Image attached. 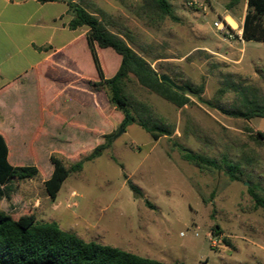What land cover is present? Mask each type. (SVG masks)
I'll return each mask as SVG.
<instances>
[{"label": "rangeland", "instance_id": "1", "mask_svg": "<svg viewBox=\"0 0 264 264\" xmlns=\"http://www.w3.org/2000/svg\"><path fill=\"white\" fill-rule=\"evenodd\" d=\"M78 1L158 75L170 76L179 86L201 89L202 101L189 96L190 103L178 108L130 75L124 90L133 102L136 122L119 135L124 117L102 93L106 123L97 111L92 121L114 138L99 158L71 172L55 195L45 184L54 171L53 167L47 176L49 149L61 147L58 138L67 135L53 139L49 146L25 148L18 135L0 128L11 148V160L39 169L32 179L11 181V195L0 199V211L24 224L54 221L85 242L164 264H264V210L249 191L264 199V118L245 120L222 111L251 104L264 108V43L237 36L247 0L232 9H227L230 0H200L193 6L186 0H170L175 20L161 18L143 0ZM220 20L234 28L231 37L214 26ZM99 58L110 78L120 56L100 49ZM85 67L95 70L91 58L85 59ZM15 101L22 108L24 99ZM148 115L171 135L153 140L138 125ZM23 121L29 127L39 123L37 117ZM106 135L97 146L107 143ZM85 146L86 136L81 143ZM180 147L216 161L221 169L195 166L183 159ZM92 151L50 155L69 170ZM227 165L236 167V180L225 173ZM128 181L140 189L141 199L134 198Z\"/></svg>", "mask_w": 264, "mask_h": 264}, {"label": "trees", "instance_id": "2", "mask_svg": "<svg viewBox=\"0 0 264 264\" xmlns=\"http://www.w3.org/2000/svg\"><path fill=\"white\" fill-rule=\"evenodd\" d=\"M41 2L58 0H39ZM68 5V12L72 16L69 28L76 30L86 26L89 31L86 41L90 50L91 59L95 67L98 81L91 83L95 91H104L109 98V103L123 115L121 129H126L136 122L132 114L133 102L125 94V80L133 75L138 83L150 89L166 101L178 108L190 103V97L201 100V89H191L190 92H179L165 82H161L159 75L150 68L128 43L109 30L104 20L90 12L80 2L62 0ZM161 16V18L176 19L170 0H143ZM241 0H230L227 9L237 6ZM100 16L105 17L103 11ZM242 39L246 42L264 43V0H247V12L242 27ZM111 49L120 56V66L116 74L106 78L97 49ZM230 117L251 120L264 118V108L257 105H247L244 109L233 111L222 110ZM149 112V111H148ZM147 113V111H146ZM138 125L148 132L152 139L157 141L162 136H170L171 131L154 122L152 116L147 119L140 118ZM262 136V134H259ZM114 138L113 134L106 135L107 143L97 146L87 158L74 164L69 170L65 169L62 162L50 155L49 161L54 171L46 187L55 195L62 187L71 172H79L86 161L99 158L109 148V143ZM183 159L193 163L199 168L221 169L216 161L196 154L188 149L179 148ZM236 167L227 165L225 173L231 180H236ZM39 174L35 166H14L9 161V148L3 135L0 134V199L11 195V181L32 179ZM129 182V181H128ZM130 189L135 199H141L140 189L129 182ZM251 196L256 204L264 210V199L258 197L251 189ZM148 204V202H146ZM150 205V204H149ZM0 264H164L158 260L145 258L136 254L123 251L108 245L96 242H85L74 234L60 228L57 222L21 223L0 211Z\"/></svg>", "mask_w": 264, "mask_h": 264}, {"label": "crops", "instance_id": "3", "mask_svg": "<svg viewBox=\"0 0 264 264\" xmlns=\"http://www.w3.org/2000/svg\"><path fill=\"white\" fill-rule=\"evenodd\" d=\"M68 9L62 0H0V128L18 135L19 144L25 148L49 146L53 139L66 134V139L58 138L61 147H51L50 154L94 150L106 135V127L102 129L92 121L97 111L106 123L107 112L101 100L106 93L91 88V83L98 81L96 70L85 67V59L91 58L86 41L89 28L71 30ZM96 49L99 55L100 48ZM119 66L117 61L110 70L111 77ZM17 97L24 99L22 108L16 105ZM16 117L19 123L12 122ZM34 117L39 120L37 127L23 121ZM0 134L8 145L10 163L21 166L19 159L11 160L7 138L2 131ZM92 135L95 138L90 145ZM85 136L88 146L81 147ZM50 165L47 176L53 170Z\"/></svg>", "mask_w": 264, "mask_h": 264}, {"label": "built area", "instance_id": "4", "mask_svg": "<svg viewBox=\"0 0 264 264\" xmlns=\"http://www.w3.org/2000/svg\"><path fill=\"white\" fill-rule=\"evenodd\" d=\"M187 1V4L190 5V6H193V5H196L200 0H186ZM203 1H206V0H203ZM214 26L219 30V31H222L226 36H229L231 37L233 35V31L232 29V26L231 24H229V22H224L222 20H220L219 22H215L214 23ZM242 33H243V30L241 29L240 32H238L237 36H239L241 39H242Z\"/></svg>", "mask_w": 264, "mask_h": 264}, {"label": "water", "instance_id": "5", "mask_svg": "<svg viewBox=\"0 0 264 264\" xmlns=\"http://www.w3.org/2000/svg\"><path fill=\"white\" fill-rule=\"evenodd\" d=\"M159 79L161 82H165V83L169 84L170 86H172L175 90H177L179 92L185 93V92L191 91L190 87H188V86H179L178 84H176L174 82V80L168 75H159ZM123 132H124V130L121 129L119 135Z\"/></svg>", "mask_w": 264, "mask_h": 264}, {"label": "bare ground", "instance_id": "6", "mask_svg": "<svg viewBox=\"0 0 264 264\" xmlns=\"http://www.w3.org/2000/svg\"><path fill=\"white\" fill-rule=\"evenodd\" d=\"M229 22H230L231 24H235V23L233 22V20H231V19H229Z\"/></svg>", "mask_w": 264, "mask_h": 264}]
</instances>
